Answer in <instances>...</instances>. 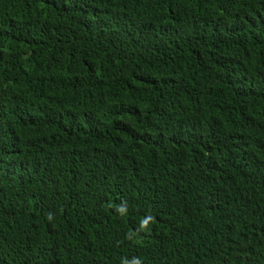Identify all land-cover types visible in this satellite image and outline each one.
Returning <instances> with one entry per match:
<instances>
[{"label":"trees","instance_id":"1","mask_svg":"<svg viewBox=\"0 0 264 264\" xmlns=\"http://www.w3.org/2000/svg\"><path fill=\"white\" fill-rule=\"evenodd\" d=\"M0 264H264V0H0Z\"/></svg>","mask_w":264,"mask_h":264}]
</instances>
